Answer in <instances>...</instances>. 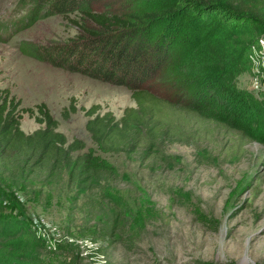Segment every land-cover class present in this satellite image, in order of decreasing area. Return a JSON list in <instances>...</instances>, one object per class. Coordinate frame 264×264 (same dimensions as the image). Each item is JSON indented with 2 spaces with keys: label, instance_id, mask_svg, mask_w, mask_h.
Returning a JSON list of instances; mask_svg holds the SVG:
<instances>
[{
  "label": "rangeland",
  "instance_id": "374dc122",
  "mask_svg": "<svg viewBox=\"0 0 264 264\" xmlns=\"http://www.w3.org/2000/svg\"><path fill=\"white\" fill-rule=\"evenodd\" d=\"M174 5V0L97 1L99 11L126 16L163 14ZM30 12L27 0H0V87L9 88L21 108L45 103L59 121V131L70 141L83 139L85 151L115 166L121 178L80 194L67 177L58 185L27 187L0 175V221L15 234L0 243V257L23 264H264V144L246 142L241 159L226 162L222 147L234 136L216 131L219 143L210 147L221 153L219 165H199L194 146L175 144L167 151L181 164L156 173L122 154L102 151L86 129L88 117L81 107L101 104L102 113L112 111L120 118L125 108L136 105L132 91L24 54L25 41L64 42L79 33L72 22L76 14L20 25ZM182 19L166 72L184 65L195 49L193 61L203 63L215 90L236 89L264 103V51L258 48L255 54L253 49L264 31L228 30L216 18L203 25L195 16ZM164 22L158 21L157 34ZM72 97L79 110L64 119L63 109ZM41 127L22 112L26 133Z\"/></svg>",
  "mask_w": 264,
  "mask_h": 264
},
{
  "label": "trees",
  "instance_id": "16d2710c",
  "mask_svg": "<svg viewBox=\"0 0 264 264\" xmlns=\"http://www.w3.org/2000/svg\"><path fill=\"white\" fill-rule=\"evenodd\" d=\"M97 1L27 0L31 12L19 24L76 14L72 22L79 33L75 37L46 44L25 41L21 51L54 67L132 91L136 105L125 108L120 118L112 111L102 113L101 104L81 107L88 117L86 129L99 149L122 154L127 161L156 173L181 164L177 155L167 151L175 144L194 146L199 165H219L221 153L210 147L211 142L219 143L216 131L234 136L230 145L222 147L226 162L241 159L246 142L264 144V103L236 89L229 93L215 90L203 63L193 61L198 50H192L195 53L184 65L166 72L174 59L185 15L195 16L200 25L216 18L228 30L247 27L264 31V0H229L226 4L221 0H174L175 5L163 14L149 11L127 16L99 11ZM168 17L171 20L167 22ZM162 19L166 22L157 34ZM248 48L249 44L243 55ZM20 106L21 100L9 88L0 87L1 176L7 174L27 187L58 185L67 177L80 194L121 178L115 166L100 163L85 151L83 139L70 141L59 131V121L45 103ZM78 110L72 97L62 117L69 119ZM22 112L44 127L26 133L21 128ZM8 228L0 221V243L15 238ZM0 264L23 263L0 257Z\"/></svg>",
  "mask_w": 264,
  "mask_h": 264
},
{
  "label": "built area",
  "instance_id": "2783aa9c",
  "mask_svg": "<svg viewBox=\"0 0 264 264\" xmlns=\"http://www.w3.org/2000/svg\"><path fill=\"white\" fill-rule=\"evenodd\" d=\"M258 48L260 50V53L264 51V38H260L256 45H254V53L257 54ZM263 54V53H262ZM261 57L264 58V55H261Z\"/></svg>",
  "mask_w": 264,
  "mask_h": 264
},
{
  "label": "water",
  "instance_id": "95a60500",
  "mask_svg": "<svg viewBox=\"0 0 264 264\" xmlns=\"http://www.w3.org/2000/svg\"><path fill=\"white\" fill-rule=\"evenodd\" d=\"M248 243H249V240H248ZM245 260H246V261L249 260V257L246 256V257H245Z\"/></svg>",
  "mask_w": 264,
  "mask_h": 264
}]
</instances>
